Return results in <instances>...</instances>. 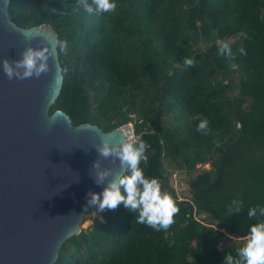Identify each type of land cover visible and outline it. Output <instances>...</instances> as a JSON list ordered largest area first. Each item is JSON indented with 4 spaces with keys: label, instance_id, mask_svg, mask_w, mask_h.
Wrapping results in <instances>:
<instances>
[{
    "label": "trees",
    "instance_id": "16d2710c",
    "mask_svg": "<svg viewBox=\"0 0 264 264\" xmlns=\"http://www.w3.org/2000/svg\"><path fill=\"white\" fill-rule=\"evenodd\" d=\"M116 3L100 15L77 0H11L8 9L20 27L49 24L67 41L58 46L64 83L51 112L106 132L135 114V134L148 142L141 167L179 211L157 231L122 203L105 209L103 220L63 245L55 264H223L255 220L247 208L264 203V0ZM213 36L221 44L195 53L194 44ZM126 42H137V52L129 54ZM224 42L230 56L218 54ZM185 57L194 64L185 66ZM197 116L207 118V134L196 131ZM166 161L196 174L191 197L171 186ZM237 196L242 211L232 215Z\"/></svg>",
    "mask_w": 264,
    "mask_h": 264
},
{
    "label": "water",
    "instance_id": "95a60500",
    "mask_svg": "<svg viewBox=\"0 0 264 264\" xmlns=\"http://www.w3.org/2000/svg\"><path fill=\"white\" fill-rule=\"evenodd\" d=\"M10 2L0 0V61L19 59L28 46L54 51L50 70L39 77L9 79L0 67V264H55L94 208L86 207L87 193L103 187L90 175L92 163L118 167L96 146L136 140L128 126L106 132L97 124L75 126L63 110L51 112L64 83L59 33L49 24L20 27Z\"/></svg>",
    "mask_w": 264,
    "mask_h": 264
},
{
    "label": "clouds",
    "instance_id": "9594fccd",
    "mask_svg": "<svg viewBox=\"0 0 264 264\" xmlns=\"http://www.w3.org/2000/svg\"><path fill=\"white\" fill-rule=\"evenodd\" d=\"M77 3L88 13L97 15L112 12L117 7L116 0H77ZM31 34L30 31H26V35ZM58 46L63 51L67 47V41L60 40ZM53 51L54 49L46 46L37 48L28 46L22 51L19 59L4 58L0 61V67L9 79L39 77L50 70L49 59ZM243 51L241 49V52ZM218 54L224 56L232 54L227 42L219 47ZM184 64L190 66L194 61L185 57ZM232 67L235 68L236 65L233 64ZM54 117L55 114L49 119ZM194 118L198 120L196 131L207 134L209 131L207 118L199 116ZM96 150L99 156L111 157L113 163L118 161V167L103 166L100 159L92 163L91 169L94 172L90 175L95 184L103 187L99 192L87 193L86 207H94L97 213L105 209H115L122 203L126 209L135 213L136 222L144 223L157 231L167 229L174 222V216L179 208L173 196L162 190L158 179L146 175L144 168L141 167L142 161L147 162L145 142L139 137L134 142L121 138L115 144L103 139L96 146ZM242 206L243 200L239 196L234 197L230 204L232 215L241 213ZM247 218L255 220L248 225L244 243L234 249V254L226 253L223 264H264V203L249 206Z\"/></svg>",
    "mask_w": 264,
    "mask_h": 264
},
{
    "label": "rangeland",
    "instance_id": "374dc122",
    "mask_svg": "<svg viewBox=\"0 0 264 264\" xmlns=\"http://www.w3.org/2000/svg\"><path fill=\"white\" fill-rule=\"evenodd\" d=\"M239 39H240V36L237 37V40H239ZM125 40H127V38ZM197 43L198 44H194L195 53L197 52V49L206 50L213 43L221 44V41L217 37L213 36L210 41H201L200 40ZM230 43H231V41H230ZM125 44L127 46L131 45L129 54H133V52H135V51L137 52V50H138V43L137 42H134L133 44L131 42H126ZM235 90H237V87L235 88ZM165 166H166L167 171L170 173V179L169 180H170L171 186L174 189H176V191H178V193H180L181 197H183V198L191 197L190 189L188 186V181L190 180L191 177L195 176L196 174H193L191 176L185 168L181 167V165L179 163H176V162L166 161ZM198 167L199 168H198L197 172L207 171L211 168V162L205 163V164H200ZM103 212H97L96 213L94 208H91L89 211H87L84 214V216H83L84 219H83V222L81 223L82 230L83 229L86 230L88 228L93 227L96 219L103 220V216H102ZM203 217H205V216H203ZM204 219L208 220V217H205ZM243 243L244 242L242 241L241 244H243Z\"/></svg>",
    "mask_w": 264,
    "mask_h": 264
},
{
    "label": "built area",
    "instance_id": "2783aa9c",
    "mask_svg": "<svg viewBox=\"0 0 264 264\" xmlns=\"http://www.w3.org/2000/svg\"><path fill=\"white\" fill-rule=\"evenodd\" d=\"M136 116L135 115H131V120H130V122L128 123V124H126L125 125V127L126 126H128V127H130L131 128V133H130V135H131V138L133 139V140H137V136H136V134H135V131H134V125H135V118Z\"/></svg>",
    "mask_w": 264,
    "mask_h": 264
},
{
    "label": "bare ground",
    "instance_id": "6f19581e",
    "mask_svg": "<svg viewBox=\"0 0 264 264\" xmlns=\"http://www.w3.org/2000/svg\"><path fill=\"white\" fill-rule=\"evenodd\" d=\"M101 218V217H100Z\"/></svg>",
    "mask_w": 264,
    "mask_h": 264
}]
</instances>
